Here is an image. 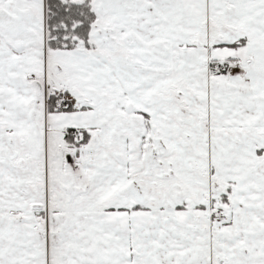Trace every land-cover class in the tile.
<instances>
[{
	"label": "snow or ice",
	"instance_id": "1",
	"mask_svg": "<svg viewBox=\"0 0 264 264\" xmlns=\"http://www.w3.org/2000/svg\"><path fill=\"white\" fill-rule=\"evenodd\" d=\"M0 264H264V0H0Z\"/></svg>",
	"mask_w": 264,
	"mask_h": 264
}]
</instances>
